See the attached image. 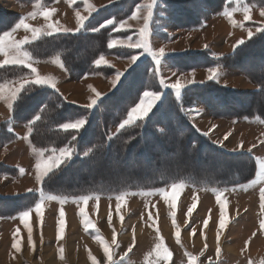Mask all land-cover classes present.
I'll return each mask as SVG.
<instances>
[{"label": "trees", "instance_id": "trees-1", "mask_svg": "<svg viewBox=\"0 0 264 264\" xmlns=\"http://www.w3.org/2000/svg\"><path fill=\"white\" fill-rule=\"evenodd\" d=\"M18 1L29 3L36 0ZM46 1L49 3L54 0H44ZM141 1L119 0L103 6L92 13L80 31L45 35L26 44L25 47L37 59L61 56L72 79L109 73L114 68L95 66L94 61L99 56L114 54L127 57L138 50L108 47L111 37L125 35L128 32H117L112 26L99 32H93L92 29L107 19L118 22L128 17L135 5ZM255 1L264 5V0ZM208 2L209 0H165L164 8L158 6L153 9L150 35L157 20H161L162 25L169 24L179 28L198 27L212 14L221 13L224 3L226 4V0H220L215 4V10L209 13L212 8ZM157 9H162L165 15L159 16ZM18 19L19 15L0 9V33L11 29ZM77 48L83 51L78 53ZM169 61L182 70L222 65L249 78L257 84L258 89L240 91L227 88L215 81H207L188 86L177 97L174 90L162 88L159 83V69L149 56H145L137 65H133L125 72L131 74L124 82V87L118 85L119 90L113 89L103 96V101L98 102L91 110L68 101L56 89L26 85L14 103L11 120L0 124V144L16 139V135L8 130L12 123L28 124L32 120L30 138L34 146L53 149L67 145L73 147L72 158L62 163L44 180V190L57 195L77 196L89 193L109 195L126 190L159 188L178 181L197 186L224 188L253 179L257 167L255 158L245 152L228 151L213 143L193 125L189 109L200 103L215 117L228 119L258 117L264 122V33H256L232 53L218 58L213 57L210 51L203 50L169 56ZM29 73L30 70L25 66L5 65L0 67V83ZM145 90L161 91V101L143 122L120 129L111 136L110 129L119 126L125 119L127 110L138 102V97ZM37 115L40 116L38 121L34 120ZM78 118L87 120L80 133L60 129L61 123ZM73 135L77 136L75 141L71 139ZM86 152L88 154L84 155ZM165 153L174 154L173 159L180 161L185 157H193L200 163L217 166L226 173L202 172L201 168L188 165L186 162L180 164V169H173L170 164L175 163L174 160L166 164L162 159ZM110 155L112 162H123L131 168V177L119 180L112 176L111 180H105L106 175L103 171L97 177L85 175L72 177L82 168H85L83 173L87 174L98 170L95 169V163L90 162L108 160L107 156ZM14 169L0 163V173H8V170L13 172ZM146 169L156 175L147 179H137ZM120 171L119 169L118 172ZM35 199V195L30 193L0 197V214L13 215L31 206ZM6 205L10 206V209H6Z\"/></svg>", "mask_w": 264, "mask_h": 264}, {"label": "rangeland", "instance_id": "rangeland-1", "mask_svg": "<svg viewBox=\"0 0 264 264\" xmlns=\"http://www.w3.org/2000/svg\"><path fill=\"white\" fill-rule=\"evenodd\" d=\"M9 1L10 0H0V9L19 15V19L16 23L19 22L22 11L26 9L25 5L28 6V4L32 6V8H30L32 10L30 11L36 12V14L38 13L37 11L40 12L43 8H47V6L53 5V3L57 1L58 2L53 6L55 9L69 8L75 10L80 8V10H82L87 6L92 9L91 5L87 3L89 0H76L74 4H70L69 0H54L49 3L47 1L44 2V0H36L29 3L18 0H14L15 3H13L12 0ZM219 1L220 0H209L208 3L212 8V10H209V13L215 10V4ZM141 2L139 3L141 4ZM150 2L151 0H146L143 4L147 5ZM164 2L165 0H158V6H165ZM256 2L255 0H243L239 7L253 6L254 4L256 8L262 6ZM95 6V4L92 5V7ZM226 6L229 5L224 3V11ZM230 6L232 5L230 4ZM232 8L237 7L232 6ZM133 11H135V8ZM146 13L147 9H142L141 15H146ZM157 14L159 16H164L165 12L162 9H157ZM214 15L216 14H212L209 19ZM251 16L253 17V7H251ZM226 17L227 27H236L233 36L237 35L238 39L244 37L251 25H256V23L252 24L248 23L249 21H244L241 22L243 26H241L240 23L234 26L229 17ZM234 19L238 22H240V20L243 21V11H236L234 13ZM142 22L143 19L134 20L132 27H139ZM155 23L159 25V28L163 29L173 26L169 24L162 25L161 20H157ZM77 26V17L66 18V28L73 30ZM127 32L128 33L125 35L135 33L137 30H129ZM137 34L139 35V32ZM138 35H136V37H138ZM136 37H134V39H136ZM13 38L19 40L16 35ZM21 38L25 39L26 37L22 35ZM150 38L151 36L149 39ZM220 39L221 44H223L221 36ZM229 48L230 46L226 51H228ZM22 51L30 53L25 45L22 47ZM82 51L83 49L77 50L78 53ZM0 56L4 55L0 53ZM53 57V59L60 60V64L63 65L62 68L67 74L68 71L60 56L54 55ZM31 60L33 59L31 58ZM33 67L38 69L41 76L54 77V72L52 70L44 69L41 66L37 67L36 65H33ZM116 71L117 70L114 68L113 71L110 70L109 73L98 74L106 78L111 74H115ZM32 74L35 78V74L33 72ZM81 78L72 79L69 77V80L79 81ZM10 104L11 115H13V102ZM242 119L245 118H241V120ZM252 120L253 143L251 145V153L255 157L257 172L260 162L264 161V144L261 143V141L264 140V123L259 118L254 117ZM17 127L21 130L19 131L20 135L13 132L10 128L8 130L16 135L15 140H18L19 136H21L22 138L25 137L27 141L25 143L19 141L14 143L12 147H6V145L11 142L0 144V147H5L2 151L4 155H2V161H0V163L6 165L5 161L8 160L11 161L13 165L8 164L6 166L15 168L13 172L12 170H8V173H0V197L18 196L28 193L35 195L36 199L31 204L33 212L29 217V223L33 228V232L32 238L29 240L27 228L19 218L20 211L8 216L0 214V264L6 261H12L13 264H93L91 256H95L97 260L100 261V264H107L106 257L103 253V245L95 238L96 235H101L104 241L109 244L113 252V259L117 264H157L155 245L161 242L160 237H163V243L172 252V257L168 261H160L159 264H188L190 255L196 258L197 264H249V261H251L252 264H264V232L259 231L260 221L264 219V209L260 206L259 192L260 188L264 187V181H259L255 184L251 183L252 180L256 179V175L246 183L224 188L197 186L188 184L184 181L173 182L176 184H183V187L179 189L175 207H172L168 200L165 199L164 193L159 191V189H165L171 192V185L173 183L159 188L126 190L109 195L98 193L83 194L92 197L87 206H85L84 203L78 199L82 195H57L44 190V180L62 164L58 168L54 167L48 176L44 178L43 182L38 180L35 165L41 159V151L45 150L43 152V157L47 158L49 155L54 154L52 152L53 148H38L34 146L31 142V133H29L28 124L18 123ZM114 128L117 127H112L110 129L111 136L116 134L113 132ZM253 145H256V147H253ZM64 147H69L74 151L73 147L69 145ZM9 148H11L10 151ZM56 154H58V152ZM107 157L108 160H103L102 162H90L92 164L95 163V169L98 170L87 174L86 172L83 173V169L85 168H82L80 172H75L72 177L76 178L78 175L97 177L102 171L106 175L105 180H111L112 176L119 180L131 177L132 170L126 163L112 162L109 158L112 157V155ZM173 158L174 154L172 155L170 153H165L162 157L166 164H170L171 160H174ZM174 162L175 163L170 164L173 169H180V164L186 162L188 165L201 168L200 171L202 172L226 173L225 170H220L217 166H211L208 163H200L193 157H185V159H181V161L175 159ZM21 168L25 170L24 173L20 172ZM119 169L121 173L118 172ZM145 173L141 176L139 175L137 179H147L149 176L156 175L153 171L147 169ZM41 188H43L46 195L67 197L63 204H61L59 199H46L42 220L39 214L34 211V203L39 199V190ZM29 189L33 191L29 192ZM148 193L152 194L148 195ZM121 194H125L123 203L117 200V196ZM97 195L99 196L98 201L96 199ZM217 195H222V197L227 200L226 212L228 217L225 228L221 230V252L219 257H217L215 251L216 232L219 226L220 216V206L216 199ZM118 203H121L119 212L116 207ZM193 203L196 204V207L189 216L188 209ZM9 207L10 206H7L6 209H10ZM61 207H63L65 213V230L63 237H60L58 232L60 219L59 210ZM81 207H85L88 219L95 225L94 228L85 227L84 218L79 212ZM172 212L176 213L175 224L173 223ZM110 213L112 217L111 222L108 220ZM121 215L124 217L123 221L120 219ZM205 220L208 221L207 226L204 224ZM177 226L180 229L179 238L176 236ZM17 227L21 230L20 237L22 248L20 251H16L11 247L13 233ZM157 229H159V231H157ZM193 229H195V232H193ZM254 232L256 235L252 236ZM114 233L116 244H112ZM133 235L135 236L136 244L132 247V250L129 251L128 249L129 245L132 244ZM249 237H251V241L246 244L245 242L249 240ZM33 242L35 244L34 250ZM205 244H207V248H205ZM61 247L64 249L63 255H61L59 251ZM209 257L212 258L211 261H209Z\"/></svg>", "mask_w": 264, "mask_h": 264}, {"label": "snow or ice", "instance_id": "snow-or-ice-1", "mask_svg": "<svg viewBox=\"0 0 264 264\" xmlns=\"http://www.w3.org/2000/svg\"><path fill=\"white\" fill-rule=\"evenodd\" d=\"M76 0H69L70 4H74ZM237 5L239 6L241 4V0H235ZM154 7H158V0H151L150 3L147 5L137 3L135 5V11L132 12V14L128 17V20H138L143 19L144 23L143 26L138 29L139 35L134 40L133 36H128L127 40H110L108 43L109 48L117 47V48H127L132 50H138L137 54L131 55L129 60V68H132L133 65H137L138 61H140L143 57L149 56L159 68V66L162 63V60L170 54V52H166L165 47H159V48H153L152 44L150 42V22L153 18V9ZM146 8L147 13L146 15H141L142 9ZM55 8H45L42 11L43 17L48 21L47 23V31H45L44 27H34L30 24H28L27 17H22L18 23L15 24V26L10 30H6L3 33H0V53H2L5 57L3 61H0V66L4 65H21L25 66L28 69H31V71L35 74V78L33 80H25L23 83H21L18 87H6L4 84H0V99L7 98L10 101H16L18 96H20L22 90L25 88V85H33V86H48L51 89H57V84L55 81V78L52 76H41L38 69L33 67V65L30 63V54L28 52L22 51V46L28 43L27 37L24 40H16L13 38L12 33L15 32L17 29H25L30 30L32 32V40L38 39L41 35H53V34H60V33H70L73 32L72 29L65 28L59 24L58 21H53L51 19L52 15L55 13ZM236 11H243L244 13V21H252L251 16V7L250 6H243V7H237L232 8L231 10H226L225 15H227L232 22V24L235 26L236 24L240 23L241 26L243 24L241 22H238L234 19V13ZM163 14V13H162ZM34 15V14H33ZM260 15L264 16V8L260 9ZM77 17V23L79 27L75 31H80L85 27V22L89 19L87 16L81 15L79 11L76 12ZM253 23H256L255 21H252ZM108 26H112L114 30H117V22L114 19H107L103 23H100L97 27L93 28V32H99L101 29H106ZM118 26L120 30H124L126 28H131L132 25L128 23L127 20H120L118 22ZM248 38L251 39L254 35L253 29L248 28ZM256 33H264V22H260V26L256 29ZM246 41L244 39H240L237 41L236 45H234V48H238L240 45H244ZM208 46L205 45V48ZM94 64L96 67H109L108 61L105 60V57L103 55L99 56L98 59L94 61ZM61 67L63 65L61 64ZM134 70V69H133ZM208 72V80L209 81H216L217 83L220 80L221 72L219 65L216 67H209L207 69ZM131 73H125L120 72L119 70L116 71L114 79L111 81L112 87L114 90H119V87H124V82L128 79V75ZM123 78V79H122ZM160 85L163 89H171L175 91V94L177 97H179L182 93V91L187 88L189 85L197 84V83H203V81H197L195 79V73L193 72V78L187 81H183L181 78H177L174 83H168L162 76L159 80ZM91 88V91L95 93L94 97H90V103L87 105H83L81 107H84L88 110H91L94 108V106L98 105V102L103 101V94H101L99 91H97L94 87L89 86ZM162 92L160 91H143L142 95L138 97V102L135 103L134 106L130 107V109L127 110V118L123 119L122 122L119 123L120 129H125L126 127L135 125L137 122H143L151 113L154 106H156L158 101H161ZM11 106V104H10ZM195 111V110H193ZM34 120L38 121L40 120V116H35ZM87 120L85 118H78V119H70L67 122H63L60 124V129L65 132H72V133H80L83 127L86 125ZM32 124L33 121L30 120L28 122L29 125V133H31L32 130ZM216 126L213 125V128ZM205 136L209 135L208 132L204 133ZM231 132H227L224 135V140H227L229 136H231ZM73 141L77 139L76 135H73L71 137ZM221 146H223V141L219 142ZM262 144H264V140L261 141ZM240 147L243 148V142H241ZM253 147H256V145H253ZM45 150L41 151V159L36 163L35 167L37 169V179L43 182L44 178L48 176V174L52 171L54 167H59L64 161L70 160L72 158V155L74 154L73 151L69 147H63L60 149H52L53 155H49L47 158L43 157V152ZM91 151V149H89ZM251 152V149L248 150ZM58 152V154H56ZM88 153L86 152L85 155ZM259 159V158H258ZM24 169L21 168L20 172L24 173ZM256 179L252 180L251 183L255 184L259 181H264V161L260 162L259 170L255 173ZM183 187V184H176L173 183L171 185V192L166 191L165 189H159V191L164 193L165 199L168 200L169 204L172 207H175V202L177 199V196L179 195V189ZM29 192H32V189L28 190ZM152 193H148V195H151ZM92 197L89 195H82L78 199L84 203L85 206H87L89 200ZM259 198H260V206L262 209H264V187L260 188L259 192ZM46 199H59L61 204L67 199V197H57L52 195H46L43 188L39 190V199L34 203V211L39 214L41 217V220L43 219L44 215V203ZM97 201L99 200V196H96ZM219 206H220V216H219V226L216 232V255L219 257L221 248H220V235L221 230L225 228V224L227 222V200L222 197V195H217L216 197ZM117 200H119L121 203L125 200V194H121L117 196ZM121 203L117 204V211L119 212V209L121 207ZM196 207V204L193 203L191 207L188 209V215L190 216L192 214V210ZM33 212V207L28 206L26 210L20 211L19 218L27 228L28 238L31 240L32 238V232L33 228L31 224L29 223V217L30 214ZM80 215L84 218V223L86 228H94L95 225L92 223L91 220L88 219L87 212L85 211V207H81L79 209ZM173 218V223L175 224V217L176 213H171ZM64 209L63 207L59 210V236L63 237L64 230H65V221H64ZM111 213L109 214L108 220L111 222ZM121 221H123L124 217L120 216ZM205 226H207L208 221H204ZM20 228L17 227L15 232L13 233V242L11 244V247L15 249L16 251H20L22 248V241L20 237ZM159 231V229H157ZM259 231L264 232V219L260 221L259 224ZM193 232H195V229H193ZM180 235V229L177 226L176 229V236L179 238ZM256 233H252V236H255ZM98 241H100L103 245V253L106 257L107 264H117V262L113 259V252L110 249V246L107 242L104 241L103 237L101 235H96L95 237ZM160 243H157L155 245V251L157 256V264H159L160 261H168L172 257V252L164 245L163 243V237H160ZM251 241V237H249V240L245 243H249ZM112 244H116L115 240V233L114 238L112 240ZM136 244L135 236L133 235L132 244L129 245V251L132 250V247ZM205 248H207V244H205ZM35 249V244L33 242V250ZM60 253L63 255L64 249L60 248ZM91 255V254H90ZM151 255V253H150ZM91 259L93 261V264H100V261L97 260L95 256H91ZM212 258L209 257V261H211ZM188 264H197L196 258L189 256ZM249 264H252L251 261H249Z\"/></svg>", "mask_w": 264, "mask_h": 264}, {"label": "crops", "instance_id": "crops-1", "mask_svg": "<svg viewBox=\"0 0 264 264\" xmlns=\"http://www.w3.org/2000/svg\"><path fill=\"white\" fill-rule=\"evenodd\" d=\"M12 1L13 3H15L14 0ZM117 1L119 0H111V1H107V0H91L90 1L89 0L87 1V3L91 5L92 9L88 8V6L86 8H83L82 10H80V8L75 9V10L69 9V8H66V9L58 8L56 9L55 13L52 15L51 19L53 21H58L61 26L65 27L66 18L76 17L77 11H79L81 15L83 16L90 17L92 13H94L99 8L103 7L104 5L109 4V3L110 4L115 3ZM145 1L146 0H143L141 4H143ZM241 2H243V0H241ZM56 3H53V5L51 6H47V8H55L53 6ZM226 3L229 6H226L225 11L232 9V6L239 7L237 3L235 2V0H229V1H226ZM94 4L96 6L92 7V5ZM230 4L232 6H230ZM254 6L255 4L250 7H253L252 21H255L256 25L255 26L251 25L249 28L253 29V32L255 35L256 29L260 26V22H264V16L260 15V9L264 8V5H262L259 8H256ZM25 7L26 9L22 11L21 18L27 17L26 22L28 24L34 27L43 26L45 31H47L46 26H47L48 21L41 14L45 8L40 10V12L37 11L38 13L36 14V12L30 11L32 10L30 9L32 8L30 4H28V6L25 5ZM225 11L223 10L221 13L214 15L211 19L205 21L201 26H198V27L179 28V27L170 25L171 27L163 29V28H159V25H155L153 32L150 35L151 36L150 42L152 44V47L153 48L165 47L166 52H170V54L162 60V63L158 68L160 77L162 76L168 83H174L177 78H181L183 81L192 79L193 72H194L195 79L197 81H203V83L209 81L207 78L208 77L207 69L209 67H216L218 64L211 65V66L193 67L188 70H182V69L176 68L170 63L169 56L181 54V53L188 52V51H203V50L210 51L211 55L215 58L232 53L236 49L234 48V45H236L238 40L244 39L246 41L249 38H248V32L244 35L243 38H240V39H238L237 35L233 36L235 33L234 30L236 27L235 28L227 27V22H226L227 15L224 14ZM122 20H127L128 23L133 26L134 20H128V17ZM252 21H249L248 23L253 24ZM240 22H244V20L243 21L240 20ZM143 23L144 21L139 27H136V28L131 27V28H126L124 30H120L118 26V22H117V30L115 31L127 32L129 30H137V32L129 34V35H125V36L116 35L114 37H111L110 40H127L128 36H133V39H134V37L138 35L137 34L138 29L143 26ZM78 27L79 25L75 29H73V32H77L75 30ZM15 35L18 36L19 40H24L21 38V36L24 35L25 37H27L28 43H31L37 40V39L32 40V32L30 30H25L23 28L17 29L15 32L12 33L13 37ZM45 35L46 34H43L40 37L45 36ZM220 36L222 37L223 44H221ZM205 45H207L208 47L205 48ZM229 46L230 48L228 49V51H226V49ZM113 48H117V47H113ZM135 54L137 53H133L132 55H135ZM103 56L105 57V60L108 61V64L110 65L109 67L115 68L116 70H119L120 72H126L129 69L128 65H129V60H130L131 55L127 57H119L114 54H105ZM30 57L33 59V60L30 59V63L32 65H36L37 67L41 66L44 69L52 70L54 72V78L57 84L56 90H58L68 101L72 103L82 105V106L90 103L91 102L90 97H94L95 93L91 91V88L89 86L94 87L97 91L103 94V96L107 95L113 90L111 81L114 79L115 74L113 75L111 74L109 77H106V78H104L103 75H100V74L85 75L79 81H71L69 80V77H70L69 72H67V74L64 72L63 68L61 67L60 60L53 59L54 58L53 56L48 59H41V60L35 59L31 54H30ZM4 59H5L4 56H0V61H3ZM219 68H220L221 76H220V80L218 83L220 85L225 86L230 89H236V90H241V91H253V90L258 89L257 84L253 83V81H251L249 78L245 77L244 75L232 72L226 69L225 67H223L222 65H219ZM33 79H34V76L30 69L29 74L18 77L10 81H4L1 84H4L6 87H13V86L18 87L21 83H23V81L25 80L30 81ZM145 91H154V90H145ZM11 102H13V105H14L15 101H10L7 98L0 99V123L7 121V120L8 121L11 120L12 118V115H11L12 113L10 111ZM189 117L191 119V122L193 123V125L196 127V129L199 132H201L202 134H204L205 132L209 133L207 137L213 143L217 144L218 146L228 151L245 152L254 157V155L248 151L249 149L252 150L251 145L253 143L252 141V137H253V122H252L253 120L252 119L253 118L251 119L245 118L242 120L241 119L231 120V119H224V118H215L210 113H208L206 108H204L203 105L200 103L193 105L189 109ZM126 118H127V115L125 119ZM255 118H258V117H255ZM17 125L18 123H12L9 128L13 132L20 135L19 131L21 130L19 129V127H17ZM213 125H215L216 127L213 128ZM119 130L120 128L119 126H117V128H114L113 132L117 133ZM227 132H231L232 135L229 136L227 140H224V135ZM19 141H23L25 143L27 140L25 137L22 138L21 136H19L18 140L12 141L11 143L7 144L6 147H12L14 146V143H17ZM220 141H223V146H221V144L219 143ZM241 142H243V148L240 147ZM4 149L5 147L4 148L0 147V161H2L1 158H2V155H4L2 151ZM10 150L11 148H9V151ZM5 163L6 165L8 164L13 165V163L8 160L5 161Z\"/></svg>", "mask_w": 264, "mask_h": 264}, {"label": "bare ground", "instance_id": "bare-ground-1", "mask_svg": "<svg viewBox=\"0 0 264 264\" xmlns=\"http://www.w3.org/2000/svg\"><path fill=\"white\" fill-rule=\"evenodd\" d=\"M3 264H13V263H12V261H10V262L6 261Z\"/></svg>", "mask_w": 264, "mask_h": 264}]
</instances>
